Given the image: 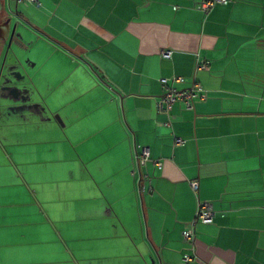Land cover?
I'll use <instances>...</instances> for the list:
<instances>
[{"label": "crops", "instance_id": "0c3cea01", "mask_svg": "<svg viewBox=\"0 0 264 264\" xmlns=\"http://www.w3.org/2000/svg\"><path fill=\"white\" fill-rule=\"evenodd\" d=\"M200 1L16 5L28 92L0 102V264H264V0ZM172 77L205 96L160 110Z\"/></svg>", "mask_w": 264, "mask_h": 264}, {"label": "built area", "instance_id": "2783aa9c", "mask_svg": "<svg viewBox=\"0 0 264 264\" xmlns=\"http://www.w3.org/2000/svg\"><path fill=\"white\" fill-rule=\"evenodd\" d=\"M10 1V0H8ZM16 2V5L19 4H25V3H30L34 5H39L38 0H13ZM228 1L227 0H201L200 3L198 4L199 10H202L203 12H208L210 8L215 6L216 4H226ZM162 56L166 59H169L171 56V51H165L162 53ZM207 68V65L205 63H198L197 64V69H205ZM183 79L181 77H172V78H162L160 79L163 87H164V93L158 103V108L160 110H169L171 106L175 102H183L187 108H192L193 101L195 99H203L205 96L203 89L195 84L191 89L187 90H177L174 88L169 87L170 82H181ZM181 138H176L175 143L180 144L182 143ZM149 157V151L147 148H142L138 153H137V159L140 161L142 164L148 159ZM159 165V163H157ZM160 166V165H159ZM142 189L144 190L146 187L143 185L141 186ZM191 187L197 191L198 190V182L197 181H192L191 182ZM213 218V211L209 204L205 203H200L195 221L194 223H210ZM193 223V226H194ZM184 239L186 241H193L195 238V233H194V227H191L190 229L186 230L183 233ZM193 260V257L191 255H184L183 256V261L184 262H190Z\"/></svg>", "mask_w": 264, "mask_h": 264}, {"label": "water", "instance_id": "95a60500", "mask_svg": "<svg viewBox=\"0 0 264 264\" xmlns=\"http://www.w3.org/2000/svg\"><path fill=\"white\" fill-rule=\"evenodd\" d=\"M2 11V0H0V14ZM17 24L12 25V19L8 18L6 21L0 23V49L2 48L3 44H6V51L4 53L3 61L2 63H6L12 60L14 64L19 63V59L17 55L14 52V47H18L19 44H21V40L23 38L22 34L20 32H17ZM8 51H10V54H8ZM3 66V65H2ZM2 69L0 70V79H3V76L1 74ZM18 81V80H17ZM22 81H24V77H22ZM18 91L21 93L20 97L21 99L27 98V92L28 89H25L24 87H20V85L14 84L12 79H9V82H3L0 83V102H4L7 99L12 98L11 91Z\"/></svg>", "mask_w": 264, "mask_h": 264}, {"label": "flooded vegetation", "instance_id": "af4514ba", "mask_svg": "<svg viewBox=\"0 0 264 264\" xmlns=\"http://www.w3.org/2000/svg\"><path fill=\"white\" fill-rule=\"evenodd\" d=\"M9 12L12 13V11H9ZM8 18L12 19V16L10 14L3 13V5H2V11H1V14H0V23L6 21V19H8ZM6 44L7 43L3 44L2 48L0 49V70L2 69L1 74L3 76V79H0V83H2L3 80H4V82H9V79H12L14 84L18 83V85H20V87H24L25 89H27L26 86H25V80L22 81V76H21V74L19 72V65L18 64H14L12 62V60H10L9 62L7 61L6 63H2L3 57H4V53L6 51ZM8 54H10V51H8ZM0 94H1V92H0ZM11 95L12 96H20L21 93H19L18 91L13 90V91H11Z\"/></svg>", "mask_w": 264, "mask_h": 264}, {"label": "rangeland", "instance_id": "374dc122", "mask_svg": "<svg viewBox=\"0 0 264 264\" xmlns=\"http://www.w3.org/2000/svg\"><path fill=\"white\" fill-rule=\"evenodd\" d=\"M2 5H3V13H7L12 15L9 11H13L17 8L16 2L13 0H2ZM14 48V46H13Z\"/></svg>", "mask_w": 264, "mask_h": 264}]
</instances>
